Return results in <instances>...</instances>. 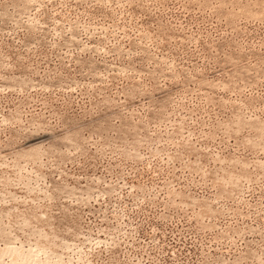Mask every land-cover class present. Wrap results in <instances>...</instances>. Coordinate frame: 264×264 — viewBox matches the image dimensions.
Masks as SVG:
<instances>
[{
	"label": "rangeland",
	"instance_id": "obj_1",
	"mask_svg": "<svg viewBox=\"0 0 264 264\" xmlns=\"http://www.w3.org/2000/svg\"><path fill=\"white\" fill-rule=\"evenodd\" d=\"M29 262L264 264V0H0V264Z\"/></svg>",
	"mask_w": 264,
	"mask_h": 264
},
{
	"label": "bare ground",
	"instance_id": "obj_2",
	"mask_svg": "<svg viewBox=\"0 0 264 264\" xmlns=\"http://www.w3.org/2000/svg\"><path fill=\"white\" fill-rule=\"evenodd\" d=\"M31 261V260H30ZM25 262H28V261H25ZM32 262V261H31ZM30 263V262H29ZM31 264V263H30ZM34 264V263H33Z\"/></svg>",
	"mask_w": 264,
	"mask_h": 264
}]
</instances>
